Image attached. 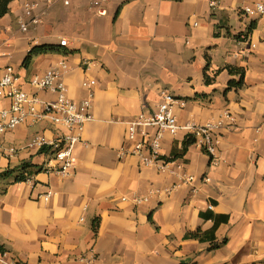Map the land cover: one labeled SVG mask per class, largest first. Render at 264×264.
Listing matches in <instances>:
<instances>
[{
	"label": "crops",
	"instance_id": "obj_1",
	"mask_svg": "<svg viewBox=\"0 0 264 264\" xmlns=\"http://www.w3.org/2000/svg\"><path fill=\"white\" fill-rule=\"evenodd\" d=\"M26 1L0 18V77L12 66L16 85L34 93L31 78L65 61L71 99L82 101L83 82L96 81L94 118L71 175L0 180V254L22 264H264V15L243 12L255 0H107L106 15L95 0H35L40 21L25 32ZM35 47L43 50L27 61ZM241 71L242 85L232 84ZM164 91L186 102L174 108L181 124L223 120L216 164L197 143L165 171L122 154L135 145L128 123L155 111ZM65 131L47 120L8 131L2 140L17 153H0V173L24 161L43 168L50 157L26 145ZM187 135L165 133L162 156L181 152ZM218 216L227 219L214 242L191 236Z\"/></svg>",
	"mask_w": 264,
	"mask_h": 264
},
{
	"label": "built area",
	"instance_id": "obj_2",
	"mask_svg": "<svg viewBox=\"0 0 264 264\" xmlns=\"http://www.w3.org/2000/svg\"><path fill=\"white\" fill-rule=\"evenodd\" d=\"M107 0H95L93 5L95 12L106 15L107 9L104 3ZM69 4L70 0H64ZM215 6V3H212ZM38 3L28 0L24 3V16L20 20L22 31H28L31 24L40 21V15L36 14ZM246 15H264V0H255L251 5L243 7ZM60 44L65 46L67 41L62 39ZM252 46H255L252 44ZM3 54L0 51V55ZM69 66L62 61L56 68L48 70L42 75L33 76L30 80L34 93H29L16 85L17 75L12 66L5 68L0 77V99L7 100L8 105H0V153L15 155L17 148L7 145L2 136L8 131L16 129L25 122H38L47 120L52 125L66 129L50 139L45 134H38L26 145V148L44 149L50 157L43 169L50 173H56L63 177L71 175L75 169V146L81 141V135L85 125L91 121L93 116V87L95 80L83 82L87 89V96L80 102L68 96V89L63 80V75ZM39 91H51L56 94L54 100H46L39 96ZM185 106L186 102L176 98L172 93L164 91L155 111L150 114L141 113L136 119L128 123L127 138L135 141L131 149H123L122 154L137 155L144 166L156 167L165 171L168 161L162 156V139L165 133L177 134L180 130H186L196 138V143L211 157L213 164L219 159L218 130L223 126V120L208 121L205 124L187 122L181 124L174 112L176 105ZM232 119L231 116H227ZM233 120V119H232ZM154 127L155 132L149 134L146 127ZM53 163V164H52ZM194 176H186L185 182H191ZM206 181L210 177H205ZM54 191L49 190L41 197L48 201ZM142 199H135L140 202ZM212 207V206H211ZM0 264H22L19 260L9 257L7 253L0 254Z\"/></svg>",
	"mask_w": 264,
	"mask_h": 264
},
{
	"label": "trees",
	"instance_id": "obj_3",
	"mask_svg": "<svg viewBox=\"0 0 264 264\" xmlns=\"http://www.w3.org/2000/svg\"><path fill=\"white\" fill-rule=\"evenodd\" d=\"M13 0H0V18H2L3 16H5L9 11H10V3L12 2ZM43 50L42 47H35L33 49H31L30 53H29V56L27 58V61L30 60L31 56L33 53H36V52H39ZM230 71L232 73H237V72H240L239 69H235V68H230ZM241 80L239 82H231L232 84L234 85H237V86H241L242 83H243V77H244V73L241 71ZM231 84V85H232ZM196 143V138L194 135L192 134H189L186 136V140L184 142V147H183V150L181 152H174L173 156L172 157H164L168 162H171V161H175L179 158H182L184 156V154L187 152L188 148L192 145V144H195ZM33 167V164L31 162H28V161H24L22 162L18 167H15V168H11V169H8L2 173H0V180L1 179H7L11 176L14 175V181L15 182H20V181H25L29 178H31L33 176V174L39 170H43V168L39 167L37 170H33L32 169ZM212 215V214H210ZM219 217V216H218ZM220 218L223 219V220H226L227 218L226 217H219L217 218L216 217V224L215 226L211 229V230H208V231H201L200 229L195 232V233H192L191 236L195 237V238H198L200 240H210V241H215V231H216V228L220 222ZM218 244H214V247H217Z\"/></svg>",
	"mask_w": 264,
	"mask_h": 264
}]
</instances>
